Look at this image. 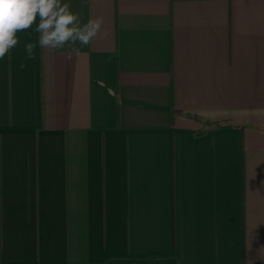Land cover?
<instances>
[{
  "label": "crops",
  "instance_id": "crops-1",
  "mask_svg": "<svg viewBox=\"0 0 264 264\" xmlns=\"http://www.w3.org/2000/svg\"><path fill=\"white\" fill-rule=\"evenodd\" d=\"M68 2L0 59V264H264V0Z\"/></svg>",
  "mask_w": 264,
  "mask_h": 264
},
{
  "label": "clouds",
  "instance_id": "clouds-1",
  "mask_svg": "<svg viewBox=\"0 0 264 264\" xmlns=\"http://www.w3.org/2000/svg\"><path fill=\"white\" fill-rule=\"evenodd\" d=\"M102 24L100 17L82 22L68 0H0V59L17 47L18 33L26 30L38 34L35 42L23 45L27 60L36 59L37 47L52 52L67 49L71 59L90 45Z\"/></svg>",
  "mask_w": 264,
  "mask_h": 264
}]
</instances>
